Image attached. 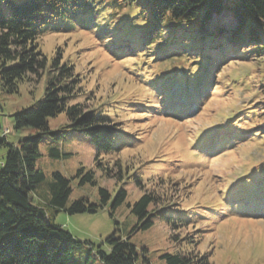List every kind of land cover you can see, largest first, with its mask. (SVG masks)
Listing matches in <instances>:
<instances>
[{
    "label": "trees",
    "instance_id": "16d2710c",
    "mask_svg": "<svg viewBox=\"0 0 264 264\" xmlns=\"http://www.w3.org/2000/svg\"><path fill=\"white\" fill-rule=\"evenodd\" d=\"M4 2V8L0 4V88L9 94L16 93L18 83L29 76L46 75L47 82L43 98L14 115L16 130L28 129L35 133L16 145L7 142L6 137L0 139V146L6 150L0 160V264H78L74 254L77 242L63 226L56 224L55 215L61 209L69 215L95 214L107 206L111 195L100 188L99 204L81 198L67 205L72 192L71 182L59 172L52 174V182L48 184L46 193L36 192L46 179L42 170L35 169L41 142L48 141L51 158L66 156L56 147L63 139L62 128L51 130L49 120L64 114L70 121L64 128H71L65 138L69 134L88 138L96 148L95 159L101 167L102 158L118 156L137 140L129 132V126L121 122L123 114L135 119L164 114L171 119L176 112L171 105L175 104L180 109L195 100L196 105L202 106L216 92L215 78L220 68L235 62L260 61L264 64V0H235L232 5L226 0ZM226 11H230L234 18L233 26H212L214 17ZM82 22H86L87 26H109L112 31H121V28L130 26L120 44L130 48L140 47L143 50H133L132 53H142L143 58L151 60L153 64L166 61L168 68L164 67L163 73V68H156L160 70L159 76L154 74L155 77L143 82L138 78L142 72H134L136 77L130 82L137 84L141 91L133 93L135 99L132 102L118 100L109 104L100 103L89 109L80 100L78 90L81 83L74 67L68 62L63 63L61 54L48 66L49 61L38 43L41 37L55 32L61 23L67 26ZM148 49L154 51L148 53ZM165 80L178 81L182 87L179 99L165 96ZM261 84H264L263 81ZM247 110L248 116H245L250 119L249 122L261 120L260 125L247 134V131L238 128L241 120H236L234 125L227 124L219 137H224L227 132V136L241 139L254 134L250 141H264V102L256 101ZM213 139L217 144L222 142L218 141V137ZM228 140L230 137L225 142ZM113 166L118 167L117 175L120 178L125 176L128 181L145 189L143 173L127 165L123 168L120 161ZM81 174V185L95 184L93 171L81 167L77 176ZM253 183L250 184L252 187L255 185ZM32 193H38L46 207L41 203L35 204ZM255 194L235 193V196L253 198ZM231 197L235 202V197ZM126 199L127 191L122 187L112 200L111 214ZM255 201L259 204V199ZM159 204V197L147 190H143L142 196L134 204H128L137 219L134 232L151 228L155 218L173 227L189 226L192 222L191 218L181 221V214L190 212L178 203L170 205L164 201L163 205L157 207ZM47 208L53 210L54 214ZM219 210H216L218 214ZM246 212L255 213V210ZM211 216L208 212L200 215L205 219ZM106 244L110 253L100 252L103 264H135L137 253L127 239L113 234L106 239ZM162 258L166 264H212L209 260L211 253L206 251L202 255L192 252L164 254Z\"/></svg>",
    "mask_w": 264,
    "mask_h": 264
},
{
    "label": "rangeland",
    "instance_id": "374dc122",
    "mask_svg": "<svg viewBox=\"0 0 264 264\" xmlns=\"http://www.w3.org/2000/svg\"><path fill=\"white\" fill-rule=\"evenodd\" d=\"M226 1L231 5L235 3V0ZM0 4L5 7L4 0H0ZM85 23L67 26L61 23L55 32L41 37L38 43L49 61L48 66L61 54L62 62L74 67L81 83L80 100L89 109L118 100L132 102L133 93L141 91L137 84L130 82L136 77L134 72H142L138 78L143 82L160 72L156 68H163L162 73L168 68L166 61L153 64L143 58L142 53H132L142 48L120 44L130 26L112 31L109 26H87ZM233 24L230 11L215 16L211 23L225 27ZM151 51L154 50L148 53ZM165 81V96L179 99L182 87L178 81ZM262 81L264 83L262 62L229 63L220 68L215 78L216 92L202 106L196 105L195 100L180 109L173 104L170 107L176 112L171 119L164 114L136 119L123 114L121 122L129 126V132L137 140L118 156L102 158L101 167L95 159L96 148L88 138L77 134L65 138L71 128H64L70 124L64 114L50 119L51 130L62 128L63 139L56 147L66 156L51 158L48 141L41 142L35 169L42 170L46 179L36 192L46 193L52 174L59 172L71 182L67 205L81 198L99 204L100 188L111 195L107 206L95 214L69 215L61 209L55 215L56 224L63 226L77 242L74 254L78 264H103L100 252L110 253L106 239L113 234L127 239L135 248V264H166L162 258L164 254L192 252L202 255L205 251L211 253L212 264H264V141H250L254 134L241 139L227 136V132L219 137L227 124L234 125L236 120H241L238 128L247 134L260 125L261 120L249 122L245 115L248 116L247 109L256 101L264 102ZM46 82V75L29 76L18 83L16 93L9 94L0 88V139L6 137L7 142L16 145L35 133L28 129L16 130L14 115L43 98ZM150 105L153 107V103ZM217 137L221 144L214 141ZM208 138L212 139L208 141ZM227 146L230 149H226ZM5 154L6 150L0 146V160ZM116 161H120L123 168L127 165L143 173V190L156 194L161 205L164 201L170 205L178 203L189 211L181 214L180 219L191 218L190 225L173 227L155 218L151 228L134 232L137 219L128 204H134L143 190L125 176L117 175L118 167L113 166ZM81 167L93 171L95 184H80L83 174L77 176V172ZM253 181L254 187L250 185ZM122 187L127 191L126 202L111 214L112 200ZM246 192L256 194L253 198L235 196V193ZM31 196L35 204L46 207L38 193ZM249 209L255 213L246 212ZM47 210L54 214L50 208ZM205 212L212 216L209 219L200 217Z\"/></svg>",
    "mask_w": 264,
    "mask_h": 264
}]
</instances>
